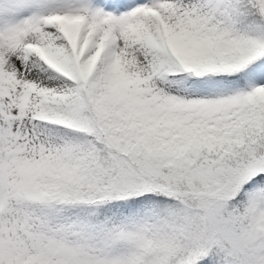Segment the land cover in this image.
<instances>
[{
	"label": "snow or ice",
	"instance_id": "1",
	"mask_svg": "<svg viewBox=\"0 0 264 264\" xmlns=\"http://www.w3.org/2000/svg\"><path fill=\"white\" fill-rule=\"evenodd\" d=\"M0 264H264V0H0Z\"/></svg>",
	"mask_w": 264,
	"mask_h": 264
}]
</instances>
